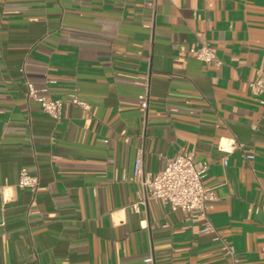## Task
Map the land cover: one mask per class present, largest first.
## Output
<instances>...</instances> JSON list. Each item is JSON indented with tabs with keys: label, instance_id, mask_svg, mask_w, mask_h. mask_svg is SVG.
I'll list each match as a JSON object with an SVG mask.
<instances>
[{
	"label": "crops",
	"instance_id": "1",
	"mask_svg": "<svg viewBox=\"0 0 264 264\" xmlns=\"http://www.w3.org/2000/svg\"><path fill=\"white\" fill-rule=\"evenodd\" d=\"M201 42L220 65L189 52ZM259 69L264 0H0V264H264ZM25 77L49 98L77 89L90 108L68 102L57 121ZM141 151L153 173L183 152L208 163L221 239L140 203ZM22 168L40 176L37 194L18 186Z\"/></svg>",
	"mask_w": 264,
	"mask_h": 264
},
{
	"label": "built area",
	"instance_id": "2",
	"mask_svg": "<svg viewBox=\"0 0 264 264\" xmlns=\"http://www.w3.org/2000/svg\"><path fill=\"white\" fill-rule=\"evenodd\" d=\"M189 52L204 63H216L217 65L222 63L216 51L207 42L197 43L189 48ZM25 85L27 88L26 97L37 102L46 114L57 121L62 118L64 107L68 102L80 105L85 109L90 108L89 103L79 98L77 89L70 99L64 100L49 98L45 94L46 88L36 87L27 77H25ZM249 85L254 93L261 95V101L264 102V69L258 70L256 78ZM139 100L141 108L146 113L149 107L148 91L142 94ZM143 155L144 151H141L134 169L135 178L142 188L140 203L149 199L161 201L169 205L172 211L182 212L192 218H202V231L214 233L217 239H221L208 214L211 202L216 199L215 189L206 186L204 183L209 167L208 163L197 161L193 152H183L169 159L163 170L153 173L144 169ZM225 163L227 162L225 161ZM18 186L29 188L37 194L41 187V178L38 174L30 173L27 168H22ZM138 204H133L132 208L137 210ZM224 249L233 257L235 262L238 261L232 244L224 242ZM145 260L148 263H154V257L151 254Z\"/></svg>",
	"mask_w": 264,
	"mask_h": 264
}]
</instances>
